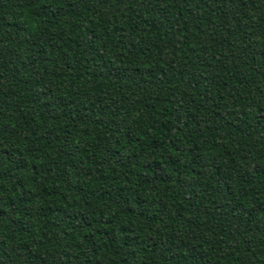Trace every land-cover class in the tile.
<instances>
[{
	"label": "trees",
	"instance_id": "1",
	"mask_svg": "<svg viewBox=\"0 0 264 264\" xmlns=\"http://www.w3.org/2000/svg\"><path fill=\"white\" fill-rule=\"evenodd\" d=\"M0 264H264V0H0Z\"/></svg>",
	"mask_w": 264,
	"mask_h": 264
}]
</instances>
